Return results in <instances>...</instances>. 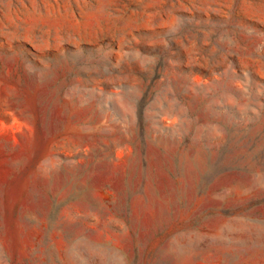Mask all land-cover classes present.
Segmentation results:
<instances>
[{"label":"rangeland","instance_id":"374dc122","mask_svg":"<svg viewBox=\"0 0 264 264\" xmlns=\"http://www.w3.org/2000/svg\"><path fill=\"white\" fill-rule=\"evenodd\" d=\"M0 264H264V0H0Z\"/></svg>","mask_w":264,"mask_h":264}]
</instances>
